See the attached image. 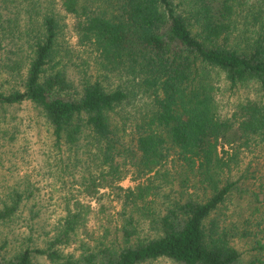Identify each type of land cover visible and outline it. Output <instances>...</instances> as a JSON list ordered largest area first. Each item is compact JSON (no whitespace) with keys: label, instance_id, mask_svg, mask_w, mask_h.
Segmentation results:
<instances>
[{"label":"trees","instance_id":"trees-1","mask_svg":"<svg viewBox=\"0 0 264 264\" xmlns=\"http://www.w3.org/2000/svg\"><path fill=\"white\" fill-rule=\"evenodd\" d=\"M0 4V108L35 109L77 191L43 247L0 241V264H264V0Z\"/></svg>","mask_w":264,"mask_h":264},{"label":"rangeland","instance_id":"rangeland-1","mask_svg":"<svg viewBox=\"0 0 264 264\" xmlns=\"http://www.w3.org/2000/svg\"><path fill=\"white\" fill-rule=\"evenodd\" d=\"M64 23L63 43L76 54L78 47L70 15L65 16ZM67 72L70 78H76L75 70L69 68ZM48 146L47 127L28 102L0 108V204L13 189L22 191L25 196L11 220L0 222V241L7 242V255L20 245L43 247L61 209V196L70 191L56 176L50 175L53 157L49 155ZM244 156L246 161L249 160V155ZM68 176L61 178L70 181ZM133 184L130 177L120 182L123 187ZM70 192L76 196L77 191ZM90 203L94 207V200ZM232 208L230 204V211ZM94 223L95 220L91 221L88 228L97 227ZM72 246L68 249L71 250ZM32 264L51 263L44 256L36 255ZM150 264L175 263L160 258Z\"/></svg>","mask_w":264,"mask_h":264}]
</instances>
